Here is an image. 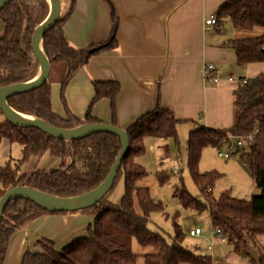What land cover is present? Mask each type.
Listing matches in <instances>:
<instances>
[{"label": "trees", "instance_id": "trees-1", "mask_svg": "<svg viewBox=\"0 0 264 264\" xmlns=\"http://www.w3.org/2000/svg\"><path fill=\"white\" fill-rule=\"evenodd\" d=\"M111 1V0H109ZM76 0H72L74 6ZM49 0H12L2 11L6 29L0 37V87L29 81L39 72V62L32 48V37L49 15ZM69 11L43 39V48L51 64H64L60 77L62 97L65 99L71 80L86 66L91 57L118 46L119 17L113 9L115 26L111 38L87 49H76L67 39L64 27L71 15ZM217 24L230 20L236 30H253L262 27L258 36L233 38L226 46L234 49L240 65L264 62V0H227L214 15ZM55 79L50 76L42 87L9 98V104L22 113L44 119L59 128L72 129L84 124L101 123L93 115V106L102 99H109L116 116L117 98L121 85L116 81L95 82V97L84 118L70 110L66 103L67 117L55 112L52 87ZM235 123L229 129H216L197 124L187 141L188 166L193 179L201 188L204 198L192 195L184 180L177 185L174 195L183 206L198 212L208 211L214 229L221 228L229 242L242 244L248 236L264 233V74L247 79L234 93ZM189 120L179 119L175 113L160 105L141 116L128 133L131 149L124 158L114 186L121 176L125 178V193L120 204L107 196L92 208L75 212H53L28 199L11 201L0 227V264H6L10 242L14 235L44 215L90 213L94 220L88 233L74 237L62 250L54 241L42 238L36 247L26 250L21 264H138L139 255L132 249L133 239L143 247H153L155 253L144 254L145 264H214L209 254L196 253L183 245L186 231L173 217L175 235L173 242L149 227L151 214L165 211L162 202L155 200L149 188L139 187L138 182L148 173L136 162L146 152L147 138L180 143L179 125ZM197 123V122H196ZM114 125L115 122H114ZM8 139L23 146V157L12 164H0V199L11 188L25 185L60 197H74L97 188L109 175L122 150V142L114 134L98 132L82 140L57 139L38 128H19L9 120L0 121V141ZM244 141L249 152H243L242 161L251 170L261 193L251 199H239L229 191L219 197L213 193L215 181L221 173L200 171V161L205 148L223 149L233 141ZM239 151L244 147L236 145ZM60 158L53 169L37 166L22 174L23 165L32 157L41 160L46 153ZM75 158V159H74ZM162 183L170 175L158 173ZM114 188V187H113ZM112 188V189H113ZM138 199L141 213L135 208ZM264 256V255H263ZM264 264V257L261 259Z\"/></svg>", "mask_w": 264, "mask_h": 264}, {"label": "crops", "instance_id": "crops-1", "mask_svg": "<svg viewBox=\"0 0 264 264\" xmlns=\"http://www.w3.org/2000/svg\"><path fill=\"white\" fill-rule=\"evenodd\" d=\"M226 1L76 0L72 6V0H62L63 8L67 5L66 13L72 10L64 27L67 39L79 50L108 41L115 26L114 8L119 17L118 46L91 57L67 87L72 113L84 118L95 97L96 81H116L121 85L116 116L109 99L99 100L93 106V115L103 122H115L128 129L160 105L173 111L177 118L189 120L179 125L180 134H189L198 123L216 129L231 128L235 123L234 93L239 81L264 74V62L238 63L236 51L226 46L228 40L239 37L234 33L236 29L230 28V20L224 21L226 27L224 23L207 25V19ZM208 64L216 65L219 82L207 79ZM60 86L61 82H53V106L55 112L67 117L59 99ZM160 140L155 141H169ZM207 150L204 149L200 164ZM29 161L32 166L22 169L21 175L36 166L53 169L60 158L48 152L39 161L36 157ZM240 168L246 180L240 179L241 186L248 187L246 183L251 188L252 180ZM204 169L207 172L208 168ZM229 169L221 171L228 174ZM85 218L78 214L42 216L14 235L6 264H21L26 250H40L36 243L42 238L57 246L69 243L94 220ZM213 258L217 264V258Z\"/></svg>", "mask_w": 264, "mask_h": 264}, {"label": "rangeland", "instance_id": "rangeland-1", "mask_svg": "<svg viewBox=\"0 0 264 264\" xmlns=\"http://www.w3.org/2000/svg\"><path fill=\"white\" fill-rule=\"evenodd\" d=\"M63 2H66V0H63ZM66 6L67 5L65 4V8L62 9L61 18L67 14ZM225 25L226 23H224V26ZM230 28L235 29L233 25L230 26ZM5 29L6 24L1 20L0 37L3 35ZM234 31V33L239 36L238 38H244L245 36L249 37L260 35L263 32V28L256 27L253 30ZM51 65V75L52 78L55 79L54 83L60 82L59 79L65 72V65ZM59 99L63 108L66 109L67 96L65 94V99H63L61 86L59 91ZM6 119L7 118L4 113L0 111V121H5ZM196 127L197 125H195V129ZM179 137L180 143L175 142L173 139H169L168 144H163L162 142L158 143L155 141L156 139L153 138L146 139V152L142 155H139L136 159V162L144 166L148 173L138 182L139 187L149 188L151 196L155 200L162 202L165 207V211H157L151 214L149 227L154 231L163 234L169 242H173L175 235L173 217L179 213L180 216L178 217V222L187 233L186 238L183 241L184 246L196 253L209 254L216 257L217 264H261V259L264 257V233L259 234L256 237L248 236L242 244L231 242L223 244L220 242V239L215 236L210 213L208 211L198 212L192 209H187L183 206L179 198L174 195L177 185L180 184L181 180H184L186 188L192 195L197 198H204L203 192L193 179L192 173L188 166L187 141L189 134H187V132L182 133ZM7 140L8 139H3L0 141V164H6L9 161L14 164L23 157V146L18 142H11L10 140ZM233 142L235 147L233 146V151L231 153L232 157L229 159L221 158L218 155V150L220 149H213L212 147L207 148L208 150L204 152L203 155L205 158L203 159L202 164H200V171L206 172L204 171V167H206L208 168L206 169L207 171L216 170L222 173L221 176L216 179L215 185L213 187V193L216 197H219L223 192L229 191L232 196L236 198L249 200L253 196L261 193V190L257 187L256 182L254 181L251 170L242 161L243 152L248 153L250 149L249 147L245 146V142L242 141V144L238 145L244 148L243 150L239 151L236 146L237 142ZM227 147L223 148L222 150L226 151ZM233 162L240 165L243 170L247 172L250 179L252 180L251 188L245 183V176L240 166L237 164H232ZM29 166H32L30 161L26 162L22 169H25ZM228 167L230 168L228 174L221 171V169ZM175 169L179 171L178 174L175 173ZM162 171H164L165 174L170 175L169 179L165 183H162L158 177V173ZM240 179H244V183L248 187L241 186L242 184ZM124 193L125 178L124 176H121L112 189L108 199L118 205L120 204ZM135 208L139 213L142 212L137 198H135ZM78 215L86 216L87 218L85 219L93 217L90 213H80ZM197 226L202 228L203 233L199 236H192L190 231ZM87 233L88 229L84 230L83 233H80V235L77 236H83ZM67 244L68 243H60V245L57 246L55 243L57 249L59 250H62ZM211 244H214L213 250L209 249ZM132 249L137 255H139L138 264H145L144 254H152L156 252V249L153 247H143L136 239H133Z\"/></svg>", "mask_w": 264, "mask_h": 264}, {"label": "water", "instance_id": "water-1", "mask_svg": "<svg viewBox=\"0 0 264 264\" xmlns=\"http://www.w3.org/2000/svg\"><path fill=\"white\" fill-rule=\"evenodd\" d=\"M12 0H0V21L2 11ZM51 10L46 19L39 24L32 37V48L40 65V70L35 78L29 81L12 83L0 87V111L7 120L19 128H38L47 134L69 141L82 140L98 132H107L118 136L122 141V150L114 163L107 178L94 190L74 197H60L51 193L43 192L25 185H18L8 190L0 199V227L7 205L15 199H28L44 209L53 212H75L92 208L100 203L112 190L124 158L131 149V141L127 129L117 125L101 122L84 124L72 129L59 128L49 124L44 119L17 111L9 104V98L18 94H24L42 87L50 78L52 65L44 51L43 39L46 34L55 27L62 15V0H49ZM22 113L31 117L24 121L17 117L16 113ZM75 159V158H74ZM87 198L75 202L77 199Z\"/></svg>", "mask_w": 264, "mask_h": 264}, {"label": "built area", "instance_id": "built-area-1", "mask_svg": "<svg viewBox=\"0 0 264 264\" xmlns=\"http://www.w3.org/2000/svg\"><path fill=\"white\" fill-rule=\"evenodd\" d=\"M207 25H216L217 24V20H216V17L213 15L211 16L209 19H207L206 21ZM205 73H206V76H207V79L210 80V81H213V82H219L220 81V78L218 77L217 75V67L216 65L214 64H208L205 68ZM230 80H234L233 78H231ZM246 79H243V80H240L239 81V84H243V83H246ZM237 144L241 145L242 144V141H238ZM233 146L235 147V144L234 142L231 143V145H229L227 148H226V151H223L222 149L218 150V155L221 157V158H225V159H229L231 158V153L233 151ZM175 173L178 174L179 171L177 169H175ZM215 232V235L216 237H218L220 239V242L223 243V244H226V243H229V240L227 238V236L224 234V232L222 231L221 228H217L214 230ZM203 233V230L200 226H197L196 228L192 229L190 231V234L192 236H199ZM209 249L210 250H213L214 249V244H211L209 246Z\"/></svg>", "mask_w": 264, "mask_h": 264}, {"label": "bare ground", "instance_id": "bare-ground-1", "mask_svg": "<svg viewBox=\"0 0 264 264\" xmlns=\"http://www.w3.org/2000/svg\"><path fill=\"white\" fill-rule=\"evenodd\" d=\"M16 115H17V117H18L19 119L24 120V121H28V120L31 119V117H29L28 115L22 114V113H20V112H19V113H16ZM85 199H87V198L77 199V200H75V202L83 201V200H85Z\"/></svg>", "mask_w": 264, "mask_h": 264}]
</instances>
